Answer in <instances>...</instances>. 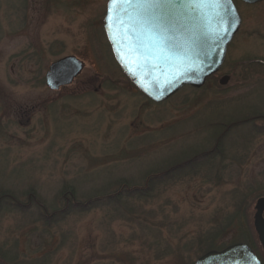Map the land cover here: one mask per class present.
<instances>
[{
    "label": "rangeland",
    "instance_id": "374dc122",
    "mask_svg": "<svg viewBox=\"0 0 264 264\" xmlns=\"http://www.w3.org/2000/svg\"><path fill=\"white\" fill-rule=\"evenodd\" d=\"M108 1L0 0V264H195L259 246L264 2L236 1L242 27L203 88L155 103L115 61ZM68 56L85 69L51 91Z\"/></svg>",
    "mask_w": 264,
    "mask_h": 264
},
{
    "label": "water",
    "instance_id": "95a60500",
    "mask_svg": "<svg viewBox=\"0 0 264 264\" xmlns=\"http://www.w3.org/2000/svg\"><path fill=\"white\" fill-rule=\"evenodd\" d=\"M247 5H256L264 0H240ZM117 4H107L104 30L118 65L136 87L155 103H163L183 88H203L207 80L222 69L230 44L241 29L242 18L233 0L227 22L222 26L216 12L209 10L207 22H201L206 38L198 46L186 43L181 37L183 47L157 54L148 45L134 21H125L124 25L108 23L109 9H116ZM223 14V13H221ZM235 15L236 22H231ZM115 19V11L113 12ZM227 35L222 39L217 36L222 30ZM85 69V63L75 56L62 58L51 64L46 74V86L51 91L71 85ZM230 78L224 77L220 84L225 86ZM254 228L259 242L264 247V198L258 200L255 207ZM195 264H261L253 251L244 244H235L222 252H210Z\"/></svg>",
    "mask_w": 264,
    "mask_h": 264
},
{
    "label": "snow or ice",
    "instance_id": "6c2138e0",
    "mask_svg": "<svg viewBox=\"0 0 264 264\" xmlns=\"http://www.w3.org/2000/svg\"><path fill=\"white\" fill-rule=\"evenodd\" d=\"M111 3L118 7L109 9V27L124 25L126 20L134 21L148 41L146 46L157 54L183 47L181 37H185L189 45H200L206 38L200 24L207 22L209 10H220L216 15L221 26L227 22V14L231 12V0H111ZM231 22H236L235 15H232ZM226 35V29L217 33L221 39Z\"/></svg>",
    "mask_w": 264,
    "mask_h": 264
},
{
    "label": "flooded vegetation",
    "instance_id": "af4514ba",
    "mask_svg": "<svg viewBox=\"0 0 264 264\" xmlns=\"http://www.w3.org/2000/svg\"><path fill=\"white\" fill-rule=\"evenodd\" d=\"M233 245H235V244H233ZM233 245H229V246H226V247L220 248V249H212V250L208 251L207 253H210V252H222V251L226 250L227 248H229V247H231ZM245 245L248 246L253 251V253L260 260L261 264H264V247L260 243H259V246L249 245V244H245ZM207 253H205L204 255H206Z\"/></svg>",
    "mask_w": 264,
    "mask_h": 264
},
{
    "label": "trees",
    "instance_id": "16d2710c",
    "mask_svg": "<svg viewBox=\"0 0 264 264\" xmlns=\"http://www.w3.org/2000/svg\"><path fill=\"white\" fill-rule=\"evenodd\" d=\"M219 141H220V139L218 140V144H219ZM203 157V155H200V156H198V157H196L195 159H200V158H202ZM176 169H178V167H174L173 168V170H176ZM165 174L166 173H164V174H162V175H158V176H154V178H152V181L153 180H155V179H157V178H163L164 176H165ZM151 180V179H150ZM127 188V187H126ZM125 188H123L122 189V191L124 190ZM129 191L130 192H133V194L134 193H137V191H136V189H129ZM141 193V192H140ZM105 198V197H104ZM108 198H110V199H116V196H110V197H108ZM95 200H97V201H100V200H103V198L102 199H100V198H97V199H94L93 201H91V202H89V203H87V204H85V205H81V204H78V203H74V206L75 207H77V208H81V207H88L91 203H93ZM73 202H74V200H73ZM67 208V207H66ZM67 211V209H64L63 211H61V213H65Z\"/></svg>",
    "mask_w": 264,
    "mask_h": 264
}]
</instances>
